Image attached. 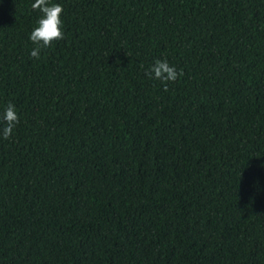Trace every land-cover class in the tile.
Wrapping results in <instances>:
<instances>
[{
    "label": "trees",
    "instance_id": "trees-1",
    "mask_svg": "<svg viewBox=\"0 0 264 264\" xmlns=\"http://www.w3.org/2000/svg\"><path fill=\"white\" fill-rule=\"evenodd\" d=\"M34 2L0 0V264H264V0H49L38 59Z\"/></svg>",
    "mask_w": 264,
    "mask_h": 264
},
{
    "label": "clouds",
    "instance_id": "clouds-1",
    "mask_svg": "<svg viewBox=\"0 0 264 264\" xmlns=\"http://www.w3.org/2000/svg\"><path fill=\"white\" fill-rule=\"evenodd\" d=\"M31 7L42 13L37 21L38 26L32 30L29 37L31 42L37 45L31 51L30 55L38 59L41 48L49 47L53 41L64 38L63 21L61 19L63 6L59 3L50 4L49 0H35ZM145 74L149 78H155L165 82V90H167V82H175L178 76L182 75L174 66L169 64L167 59H157ZM0 120L5 124L3 138L9 139L13 133V129L19 123V116L15 106L11 102L8 103Z\"/></svg>",
    "mask_w": 264,
    "mask_h": 264
}]
</instances>
